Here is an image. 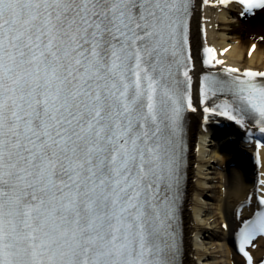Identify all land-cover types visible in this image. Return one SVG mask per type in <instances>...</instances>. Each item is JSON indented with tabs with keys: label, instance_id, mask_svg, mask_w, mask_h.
<instances>
[{
	"label": "snow or ice",
	"instance_id": "obj_1",
	"mask_svg": "<svg viewBox=\"0 0 264 264\" xmlns=\"http://www.w3.org/2000/svg\"><path fill=\"white\" fill-rule=\"evenodd\" d=\"M191 8L0 0V264H180ZM225 71L201 81L204 113L264 133V72ZM257 203L233 233L246 264L264 238V195Z\"/></svg>",
	"mask_w": 264,
	"mask_h": 264
},
{
	"label": "bare ground",
	"instance_id": "obj_2",
	"mask_svg": "<svg viewBox=\"0 0 264 264\" xmlns=\"http://www.w3.org/2000/svg\"><path fill=\"white\" fill-rule=\"evenodd\" d=\"M204 13L205 18L211 20L209 36H214L216 44L223 51L228 48L224 56L226 65L242 70L264 69L263 46L256 42L255 37L245 39L236 35L230 27L232 18L224 11L206 10ZM253 45L255 51L249 54ZM189 131V139L194 146L192 149L198 150L189 155L188 193L183 215V224L189 236L185 244L184 264H242L228 243L229 228L225 231L223 227L231 224L233 211L249 188L247 168L242 170L234 167L231 169L232 174L225 169L226 161H232L233 158L238 165L241 163L236 151L221 155L214 147L221 148L224 141L231 138L227 134L210 144V148L206 145V135L198 127L196 118L191 119ZM214 137L218 135L214 134ZM262 252L261 249L256 250L257 254Z\"/></svg>",
	"mask_w": 264,
	"mask_h": 264
},
{
	"label": "rangeland",
	"instance_id": "obj_3",
	"mask_svg": "<svg viewBox=\"0 0 264 264\" xmlns=\"http://www.w3.org/2000/svg\"><path fill=\"white\" fill-rule=\"evenodd\" d=\"M257 25H261V26H259L260 28H262V30L264 31V15H263V18H261V24H257ZM238 27V26H237ZM240 27V26H239ZM234 28H236L235 26H234Z\"/></svg>",
	"mask_w": 264,
	"mask_h": 264
}]
</instances>
